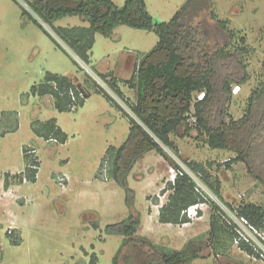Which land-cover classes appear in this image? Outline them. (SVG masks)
Here are the masks:
<instances>
[{"label": "rangeland", "instance_id": "rangeland-1", "mask_svg": "<svg viewBox=\"0 0 264 264\" xmlns=\"http://www.w3.org/2000/svg\"><path fill=\"white\" fill-rule=\"evenodd\" d=\"M28 1L0 0V264H90L93 253L97 255L96 264H114L117 253V264H139L145 259L146 251L154 249L142 242L123 244L122 235L105 230L107 224L123 220L130 212L126 189L109 177L104 160L110 154L109 148L119 147L127 138L129 119L93 89L85 96L84 106L60 112L54 107L51 96L33 95L31 87L43 81L47 71L69 75L81 83L87 79L93 83L94 78L134 116L127 102L120 100L100 75L104 71L112 72L121 80L126 97L135 101V91L125 80L132 76L137 58L132 56V62L124 68L127 52H148L159 36L154 31L128 25L117 26L110 37L97 33L92 62L87 65L61 42L70 52L67 54L37 23L24 15V7L31 11ZM113 1L122 6L126 0ZM186 1L146 0V3L156 20L168 21ZM194 2L198 9L194 24L201 23V31L207 30L199 46L202 54L224 44L225 33L213 19V12L220 19L229 20V27L247 39L246 45L251 50L246 59L250 77L244 84H233L234 92L227 106L231 116L239 119L245 113L251 90L261 80L264 0ZM87 24L78 15L56 21V25ZM44 26L55 36L51 27ZM223 65L222 69L231 75H242L229 61H224ZM213 107L216 110L217 105ZM54 117L69 135L65 143L46 140L33 130L35 120ZM189 121L195 119L191 116ZM185 127L180 128L181 133ZM191 133L184 137L172 134V139L183 158L201 161L207 166L212 164V175L219 177L222 183V200L235 207L242 201L264 206V184L249 173L245 163L239 161L230 167L223 164L236 156V152L211 148L203 139L197 140L195 129ZM27 149L35 151L32 153L40 165L35 182L24 177L21 183L13 175L24 170L27 164L24 155L31 153ZM165 149L183 165L169 148ZM155 170L162 173L157 176ZM7 173L10 176L6 177ZM175 176L174 168L155 150L148 151L135 163L128 181L134 189L133 210L140 213L142 222L138 229L143 226L140 234L170 250L181 249L183 239L197 236L205 257L187 264H264L235 244L223 255L213 251L207 235L198 238L209 228L208 203L198 208L202 209V215L198 211L194 214L197 208H190L191 213H187L191 215V222L186 226L161 222L159 213L151 218L149 213L168 200L169 191L163 189ZM6 179L10 181L8 186ZM147 193L150 199L146 198Z\"/></svg>", "mask_w": 264, "mask_h": 264}, {"label": "trees", "instance_id": "trees-1", "mask_svg": "<svg viewBox=\"0 0 264 264\" xmlns=\"http://www.w3.org/2000/svg\"><path fill=\"white\" fill-rule=\"evenodd\" d=\"M194 1L187 0L168 21L156 20L148 10L146 0H126L122 6L113 0H30L27 3L32 12L23 8L24 15L37 23L59 47L68 53L64 43L87 65L92 62L97 33L110 37L117 26L128 25L154 31L159 36L158 42L148 52L136 53L134 72L125 80L135 91V101L126 97L120 86L121 80L112 72L100 75L113 93L127 102L134 116L94 78L93 83L89 79L81 83L68 75L47 71L43 81L31 87L33 95L51 96L54 107L60 112L78 110L84 105L85 96L90 95L93 89L102 93L129 119L127 138L119 147L109 148L110 154L104 160L109 177L126 189L130 212L123 220L107 224L105 230L110 234L122 235L123 244L142 242L150 245L154 251L147 250L145 259L139 264H187L196 258L205 257L196 237L189 239L181 249L170 250L147 237L136 235L141 219L140 213L133 210L134 189L129 186L128 176L137 160L151 150L161 154L176 171L174 180H169L163 189L169 194L168 200L159 209L160 221L173 224L190 221L188 208L205 202L210 207L209 228L198 238L207 235L213 251L225 255L234 246L237 237L233 225L224 218L220 205L197 188L190 173L165 148H169L222 200V183L219 177L212 175V164L207 166L201 161L183 158L172 134L191 136V131L195 129L198 132L197 140L203 139L211 148L236 152V156L223 164L230 167L242 161L249 173L264 184V62L261 80L251 90L244 115L234 119L227 106L234 92L233 84H244L250 77L246 59L251 50L246 45V37L230 28L229 20L220 19L213 12V19L225 33L224 44L217 46L213 52L202 54L199 46L202 34H206L207 30L201 31V23L198 26L194 24L198 12ZM73 15L81 16L88 24L56 25L57 20ZM42 22L51 27L55 36ZM226 60L238 68L242 75L235 77L222 69ZM199 94L201 96L197 98ZM214 105H217L216 110ZM191 116L194 122L189 121ZM183 126L186 127L181 133L180 128ZM33 130L38 136L46 140L55 139L58 143H65L68 138L55 117L45 121L35 120ZM24 156L27 162L24 170L13 176L19 178L20 182L24 177L35 182L38 168L34 166L40 163L34 153H25ZM7 176L10 174L7 173ZM9 183L6 179L7 186ZM228 206L264 229L263 205L242 201L237 207ZM201 212L198 210L199 214ZM8 232L12 235L11 231ZM13 242L18 243L19 240L13 239ZM237 246L260 259L251 246L245 243ZM117 256L118 253L114 257V264H117ZM96 263L97 255L93 253L90 264Z\"/></svg>", "mask_w": 264, "mask_h": 264}, {"label": "built area", "instance_id": "built-area-1", "mask_svg": "<svg viewBox=\"0 0 264 264\" xmlns=\"http://www.w3.org/2000/svg\"><path fill=\"white\" fill-rule=\"evenodd\" d=\"M51 140L56 141L55 139H51ZM29 152L32 153L35 151L33 149H29ZM182 166L185 168L187 172L190 173L192 178L196 181L198 189H202V191L207 193L211 198H212L211 194H213L214 197L212 199L220 205L224 214V218L231 225H233L237 233V237L234 242L235 245L240 243H245L251 246L254 249V251L257 253L258 257L264 261V229L255 226L246 216L241 215L238 211L229 207L209 189V187L200 179L198 175L190 171L184 164ZM34 167L39 168V166L36 165ZM187 212H189V208ZM188 215L191 216L190 214Z\"/></svg>", "mask_w": 264, "mask_h": 264}, {"label": "crops", "instance_id": "crops-1", "mask_svg": "<svg viewBox=\"0 0 264 264\" xmlns=\"http://www.w3.org/2000/svg\"><path fill=\"white\" fill-rule=\"evenodd\" d=\"M63 26H73V25H63ZM68 51V50H67ZM68 53L70 54V52L68 51ZM67 53V54H68ZM72 56V55H71ZM132 56H134V58H136V52H134V51H128L127 52V57H126V61H125V65H124V68H125V66H128L131 62H132V59L131 58H133ZM134 64H136V62H134ZM134 69H135V65H134ZM112 71V70H111ZM106 72H108V71H104V72H102V73H106ZM65 75V74H64ZM69 76V75H68ZM71 77V76H70ZM73 78V77H72ZM122 88V87H121ZM122 90H123V88H122ZM92 93V92H91ZM87 100V99H86ZM85 103H86V101H85ZM85 103H84V105H85ZM83 105V106H84ZM81 107V106H80ZM121 111V110H120ZM57 123H58V120H57ZM59 125V124H58ZM60 126V125H59ZM61 127V126H60ZM62 128V127H61ZM63 129V128H62ZM66 132V131H65ZM67 133V132H66ZM68 134V133H67ZM68 137H69V135H68ZM67 140H68V138H67ZM66 140V141H67ZM156 171H157V176L158 175H160V173H162V171L161 170H155V172L154 173H156ZM159 172V173H158ZM22 183V182H21ZM158 183V180L156 181V184ZM147 194H149V193H147ZM152 194V193H151ZM146 198H148V199H150V194L146 197ZM155 202H156V204H158L159 202H158V199L156 198L155 199ZM163 205V204H162ZM162 205H160V206H158V209H156V211H152L151 213H149V216L151 217V218H153L154 217V214L155 215H157L158 216V213H159V209H160V207L162 206ZM197 208L196 210L194 209V214H196V212L198 211V208H202V203H200V204H197V205H194V206H191V207H189V210H190V208ZM154 210V209H153ZM201 211H202V209H200ZM210 214V213H209ZM188 215V214H187ZM200 215H202V213H200ZM189 216V215H188ZM190 217V219H191V216H189ZM151 220V219H150ZM191 222V220L190 221H187V222H184V223H180V224H178V225H182V226H186V224H188V223H190ZM142 223V222H141ZM167 224H169V223H167ZM171 224H173V223H171ZM141 225V224H140ZM140 227V226H139ZM143 227V226H142ZM142 227H141V229H142ZM141 229H138V232L139 233H137V235L138 236H144V237H146L147 235H143V234H140V231L139 230H141ZM202 234V233H201ZM201 234H199V235H201ZM179 236V238H180V235H178ZM197 237V236H196ZM192 238H194V237H189V239H192ZM188 239V240H189ZM187 240V239H186ZM186 240H184L183 239V241H182V245L184 246L185 245V243L188 241H186Z\"/></svg>", "mask_w": 264, "mask_h": 264}, {"label": "water", "instance_id": "water-1", "mask_svg": "<svg viewBox=\"0 0 264 264\" xmlns=\"http://www.w3.org/2000/svg\"><path fill=\"white\" fill-rule=\"evenodd\" d=\"M44 25H46L45 23H43Z\"/></svg>", "mask_w": 264, "mask_h": 264}]
</instances>
